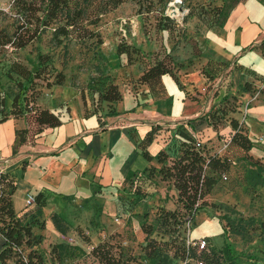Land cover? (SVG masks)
<instances>
[{"label":"rangeland","instance_id":"374dc122","mask_svg":"<svg viewBox=\"0 0 264 264\" xmlns=\"http://www.w3.org/2000/svg\"><path fill=\"white\" fill-rule=\"evenodd\" d=\"M233 1L238 0L184 2L179 6L177 16L171 19L173 23L169 31H158L155 26V14H137V5L133 1H127L100 15L97 25L92 27L93 36L84 41H70L64 47L57 46L47 31L23 48L3 45L0 48V118L9 113L16 94L20 96L19 101L25 93L31 95V91L25 92L18 86V82L28 86V81L11 71V67L13 64H19L34 72L39 51L50 55L53 69L48 67V71L43 72L44 79H34L36 85L32 90L35 94L40 92V100L45 98V92H48L44 87L46 78L52 81L53 75L61 70L65 74V80L63 84L57 85L60 87L54 90L53 97L64 102L69 100L68 104L58 107L71 109L75 106L73 97L80 89L86 93L91 106L97 104V91L110 80L112 68L117 71L120 68V74L116 78L119 83L131 86L135 82L134 77L152 64L155 58H166L172 65L177 79L168 74L164 75L163 84L165 85L164 79L168 77L178 90H185V94L186 90L192 91L191 99L196 102L197 107H201L202 114L215 102L217 105L218 97L215 99L214 96L222 88L227 94H235L238 97L240 106L233 116L246 128L247 135L253 142V148L247 154L264 166V82L253 80L251 83L254 88L261 89L262 92L255 89V92L250 94L238 89V85L244 80L242 77L238 78V72L234 75L233 71H238L235 66L223 68L210 84L203 85V78L199 74L208 60L219 61L211 57L205 48L209 47L210 39L213 40L208 36H213L219 30L222 15L228 11ZM12 2L13 0H0V28L7 34H11L18 18L12 8ZM216 7H221L224 13L215 16ZM189 12H192V15ZM98 40H102V43ZM119 43L136 46L140 51L138 54L132 53L131 61H127L124 55L123 59H117L115 52ZM127 67L130 69H125ZM121 93L122 100L117 106L123 113L140 112L145 105L156 107V104L152 105L146 101L144 94L128 103L125 89L121 88ZM165 93V96L169 95L167 89ZM98 106L102 111L107 109L105 103ZM230 134L231 128L228 121H225L217 132L212 130L211 135L204 136L202 140L206 152L223 155L229 159V170L217 177L216 185L206 197L209 204H218L217 207L199 209L188 225L190 230L185 229L187 227L184 225L174 235L184 243L193 237L204 238L208 242L207 250L221 249L226 243L238 264H264V239L259 235V229L248 228L243 235H235L224 233L222 226L227 224V220L237 219L238 216L249 220L253 218L255 227L264 221V186L259 182L256 168L246 159L247 155L229 144ZM223 175H226V179L222 178ZM173 190L171 182L161 179L156 173L150 180L143 178L132 184L125 183L122 188L113 189L115 195L111 196L112 203L108 204L106 210L99 212V217L95 216V212L90 214L89 211L78 213L69 210L65 215L62 214V208L58 209L57 204V222L61 224L62 221L66 227L64 230L57 228V233L50 228L40 229L43 240L39 250L47 264H51L49 250L52 243L78 244L89 252L95 243L118 240L139 257V264H157L142 257L141 246L145 234L141 224L145 222L156 227L158 208H175ZM62 195L70 194L64 192ZM58 200L60 199H57V202ZM78 228L89 236L90 242L87 243L78 234ZM162 232L155 231L152 238L167 240V235H162ZM61 235L65 237H60ZM62 264L99 263L89 256H83L72 260L65 259Z\"/></svg>","mask_w":264,"mask_h":264},{"label":"trees","instance_id":"16d2710c","mask_svg":"<svg viewBox=\"0 0 264 264\" xmlns=\"http://www.w3.org/2000/svg\"><path fill=\"white\" fill-rule=\"evenodd\" d=\"M133 1L137 5V14H155L156 29L158 31H169L172 27V20L164 14V9L170 0H13L12 8L17 15V24L11 34L5 33L0 28V48L9 45L15 48H23L32 43L42 33L50 32L51 40L57 46H66L70 41H84L93 36L92 27L96 26L100 15L105 14L120 4ZM239 1V0H238ZM233 1L227 9L225 15L221 7H216L215 16L221 13L222 18L219 25L222 26L231 8L238 2ZM192 15V12H189ZM102 43V40H98ZM261 55L264 57V42L258 45ZM140 49L136 46L124 45L116 46V55L125 56L127 61H131L132 53L138 54ZM196 54V52H195ZM37 68L31 72L26 67L13 64L11 71L17 73L28 86L18 82V86L31 95L16 94L12 99L10 111L0 118L4 121L8 116H25L29 123H33L36 129L43 127H57L62 124L59 110H49L44 104V98L40 100V92L32 90L36 85L34 79H44L43 72L51 67L52 58L48 53L37 52ZM166 59V58H165ZM164 58H155L153 63L142 69L141 73L134 77L131 85L136 90L141 85H146L152 97H161L164 92L163 76L170 75L177 79V76L170 62ZM229 63L215 60H208L199 71L200 76L206 84L215 80L223 68ZM65 80L63 71H57L53 75V80L46 78L45 88L51 89L54 85H61ZM264 82V79L262 80ZM242 92L253 94L255 89L249 81H244L238 85ZM257 90V89H256ZM257 91L262 92L261 89ZM33 93V94H32ZM219 94L215 93L217 99ZM86 93L81 90V98L86 107ZM214 99V100H215ZM122 100V93L116 83V77L111 75L110 80L97 91L93 112L105 115L116 113L115 104ZM235 94L225 93L201 116L196 117L189 124L193 131L198 130V125L204 124L214 131H218L223 122L228 121L231 128L229 144L243 151L246 159L256 168L259 175V182L264 186V166L259 160L254 159L247 153L253 148V142L248 137L246 128L242 126L238 118L233 116L238 112L240 102ZM105 103L106 111H102L98 106ZM231 114V115H230ZM28 115V116H27ZM102 115H98L100 120ZM30 117V120H29ZM161 131L160 126H153L146 136L139 143L143 157L151 161L156 159L158 167L152 165L146 167L139 173L129 172L124 179L125 183L132 184L140 178L151 179L152 175L158 174L161 179L168 180L174 189L175 208L172 210L160 206L156 212L157 226L143 222L141 229L145 234L144 243L141 246L142 257L156 262L157 264H172L174 260H184L190 257L192 260L202 262V264H238L232 256V250L228 244H224L221 249L207 250L204 248L197 251L195 247L189 248L187 255L186 244L174 234L181 229L187 220L193 221L199 209L205 207L215 208L218 204H209L206 197L211 193L217 183V177L225 174L229 170V159L223 155L210 154L206 152L203 145L196 148V139L191 130L183 124L176 125L174 135L177 136L179 145L177 153L168 154L164 150H159L152 156L147 147L158 138ZM27 129H17L15 131V141L13 152L26 141ZM173 135L168 134L163 138L164 142L171 139ZM202 141V136H198ZM14 189V179L7 173L0 174V233L2 235L3 248L0 250V264H47L44 255L39 250L43 237L33 231V225L37 224L39 229L44 228V222L29 219L26 220L27 213L17 216L13 210L11 195ZM35 206L39 210L44 205L41 193L34 196ZM226 215V214H224ZM225 217V216H224ZM227 217V216H226ZM56 229L64 230L66 226L61 221L57 222V216H53ZM252 220V221H250ZM246 219L238 216L237 219L227 220L223 224L224 233L243 235L249 229H259V235L264 239V221L255 227L253 218ZM249 226V227H248ZM162 230V235H167V240H156L152 238L155 231ZM78 234L88 243L83 230L78 228ZM175 236V237H174ZM112 239V237H111ZM49 255L51 264H62L65 259L82 258L89 256L99 264H139V257L135 256L129 247H125L120 241L103 240L93 245L89 252H86L79 245L69 243H55L50 246ZM189 264H193L190 262Z\"/></svg>","mask_w":264,"mask_h":264},{"label":"crops","instance_id":"0c3cea01","mask_svg":"<svg viewBox=\"0 0 264 264\" xmlns=\"http://www.w3.org/2000/svg\"><path fill=\"white\" fill-rule=\"evenodd\" d=\"M208 37L213 39L208 42L211 48H205L209 55L228 62L229 67H237L238 71L233 73L237 75L238 72L239 79L242 77L249 82L264 79V57L257 48L264 42L263 0H239L219 30ZM115 57L118 59L117 55ZM120 57L123 59V56ZM119 71L112 68L110 72L117 78ZM116 83L120 92L121 88L125 89L128 103L144 94L146 101L156 104V107L145 105L140 112L123 113L117 106L119 101L115 104L114 115L95 113L87 97L84 106L80 89L73 97L74 108H60L58 106L68 104L69 100L55 99L53 92L60 86L54 85L47 89L43 101L49 110L62 112L61 125L36 129L25 116H8L0 122V174L7 173L14 179L11 201L17 216L27 213L26 220L43 221L44 228H50L54 233L57 232L52 218L57 216V204L65 215L69 210L78 213L89 211L99 217V212L112 203L111 196L115 195L113 189L123 187L129 172L139 173L150 165L159 166L155 158L146 160L139 147L153 126H160L161 131L147 147L152 156L159 150L170 155L177 153L179 141L174 135L176 125L183 124L202 136V140L204 136L211 135L212 129L204 124L198 125L196 131L191 129L190 120L200 116L202 109L191 99L192 91L186 90L185 94V90H178L170 78L164 79L165 90L169 91L167 97L165 92L161 97H152L146 85L134 90L117 79ZM223 89L217 91L220 93L217 100L226 93ZM98 115H102L100 120ZM17 129H27L28 133L26 141L13 152ZM168 134L173 137L164 142L163 138ZM64 192L70 195H62ZM38 193L42 194L45 202L39 210L35 202L26 205L27 195L35 196ZM57 199L60 200L57 202ZM32 228L36 234L41 233L37 224ZM2 242L0 233V250L3 248Z\"/></svg>","mask_w":264,"mask_h":264},{"label":"built area","instance_id":"2783aa9c","mask_svg":"<svg viewBox=\"0 0 264 264\" xmlns=\"http://www.w3.org/2000/svg\"><path fill=\"white\" fill-rule=\"evenodd\" d=\"M188 1H191V0H170L164 9V14L171 19L175 18L177 16L179 6L181 4H183L184 2H188ZM192 133H193L194 138L196 139V142H195L196 148H199L202 144V141L199 140V138L197 137V135L194 132H192ZM222 178L226 179V175H223ZM140 179H143V178H140ZM33 202H34V196L31 194L27 195L26 205L29 206ZM191 222H192L191 220H187L185 222L184 225H185V227H187L185 229L190 230L188 228V225ZM185 244L187 247V255H188L190 247H195L197 249V251H200L204 248H207L208 242L204 238H199V239L187 240L185 242ZM190 262H192L193 264H202V262H199L197 260H192L190 257H186V259H184V260H180V259L174 260L172 264H189Z\"/></svg>","mask_w":264,"mask_h":264}]
</instances>
